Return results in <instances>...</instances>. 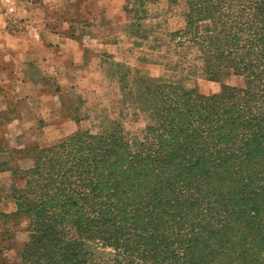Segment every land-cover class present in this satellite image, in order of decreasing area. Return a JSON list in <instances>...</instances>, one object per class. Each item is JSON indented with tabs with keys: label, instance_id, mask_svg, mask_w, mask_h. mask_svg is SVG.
<instances>
[{
	"label": "rangeland",
	"instance_id": "rangeland-1",
	"mask_svg": "<svg viewBox=\"0 0 264 264\" xmlns=\"http://www.w3.org/2000/svg\"><path fill=\"white\" fill-rule=\"evenodd\" d=\"M237 4L130 0V22L48 77L58 115L20 132L14 106L0 114V262L18 263L29 241L17 202L23 213L65 192L79 225L73 215L58 235L81 264H264V16ZM211 96V129L169 127L168 110L196 114ZM124 200L139 207L133 224Z\"/></svg>",
	"mask_w": 264,
	"mask_h": 264
},
{
	"label": "crops",
	"instance_id": "crops-1",
	"mask_svg": "<svg viewBox=\"0 0 264 264\" xmlns=\"http://www.w3.org/2000/svg\"><path fill=\"white\" fill-rule=\"evenodd\" d=\"M129 1L13 0L11 10L0 15V113L14 106L10 126L20 132L37 130L43 120L60 113V93L49 90L48 77L57 75L59 66L83 64L86 50L130 22ZM81 31L94 36L80 37ZM9 177V171L0 170V191Z\"/></svg>",
	"mask_w": 264,
	"mask_h": 264
},
{
	"label": "trees",
	"instance_id": "trees-1",
	"mask_svg": "<svg viewBox=\"0 0 264 264\" xmlns=\"http://www.w3.org/2000/svg\"><path fill=\"white\" fill-rule=\"evenodd\" d=\"M240 2L242 1L238 0V4L236 5L237 7L244 5L241 4ZM241 7L242 8L249 7L251 10H254L255 12L256 11H258L259 13L262 12V15L264 16V0H260V1L254 0V2L252 3L250 1L248 6L245 7L244 5ZM245 91H241V92L245 93ZM217 98H218L217 96H211L208 98L201 97L199 102L200 109L197 113L195 112L196 114L188 113V112L184 114H180V113L178 114L177 113L178 110H173V109L168 110V117L170 118V121L169 123L167 121V124L169 125V127H173V125L170 123L174 121H179L177 123L178 126L183 124H189L191 122V119L194 118V122L197 125V127H201L204 130L211 129L212 124L217 120L216 119L217 112L214 108L215 105L214 100ZM227 119L230 120V124H231L232 119L228 118V116L226 115L225 120ZM235 119H237V121L239 122L240 116H236ZM240 123L246 124L247 121H243V122L241 121ZM229 129L230 127L227 128V130ZM0 170L10 171V168L6 167L5 162H0ZM30 172L35 173V162H34V167L30 169ZM58 194H60V192L57 194L55 193L52 196H48V194L41 195L36 201L35 205L31 203L33 201L31 200L30 202L27 203L26 206L29 207V209L25 210L23 213L18 210L20 205L17 202L16 212L11 216L14 219H18V220L22 216H28L32 221V223L25 229L28 232L30 231L29 241L22 247V249L18 253L19 262L13 264H81L80 261H77V256H75L78 253L76 252V247L70 245L69 241L67 240L65 241V239H63L62 237H60V235H58V228L60 227V225H64L65 223H70L71 216L76 215V220L72 222L79 221L77 220L78 212L72 211L74 210L72 206L77 207V205H75V203H72L71 197H69V195H66L67 193L65 192H63L62 200L58 201L57 199H55V197L58 196ZM114 196H116V194H114ZM125 198L126 197H124L123 199ZM117 200H119V198H117ZM122 202L123 204L118 205V209H120L121 213L123 214H127L128 210H132L131 217L133 224V221L136 219L137 209L139 207L137 208L131 207L126 200ZM94 210H99V209L95 207ZM99 212L102 211L99 210ZM102 213L110 216L106 212H102ZM97 215L98 213L96 214V216ZM55 218H60L61 223L60 224L57 223ZM123 226L126 227V225L121 223L120 227L117 226H113V227L115 229H118V232H120V230L122 229L121 227ZM62 230L60 229L59 232H62ZM99 230H104V228L97 227L94 229H89V234L91 235L96 234L97 231ZM101 236L104 235L101 234ZM113 239H115L114 236ZM101 240L103 241V239ZM0 264H6V263L0 262Z\"/></svg>",
	"mask_w": 264,
	"mask_h": 264
},
{
	"label": "built area",
	"instance_id": "built-area-1",
	"mask_svg": "<svg viewBox=\"0 0 264 264\" xmlns=\"http://www.w3.org/2000/svg\"><path fill=\"white\" fill-rule=\"evenodd\" d=\"M12 0H0V15H5L10 11Z\"/></svg>",
	"mask_w": 264,
	"mask_h": 264
}]
</instances>
